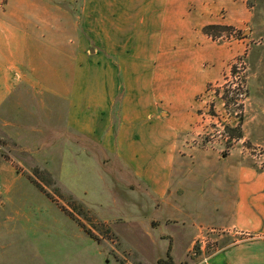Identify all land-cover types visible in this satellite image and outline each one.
<instances>
[{"label":"rangeland","instance_id":"1","mask_svg":"<svg viewBox=\"0 0 264 264\" xmlns=\"http://www.w3.org/2000/svg\"><path fill=\"white\" fill-rule=\"evenodd\" d=\"M38 1L54 14L41 77L0 107V264H156L169 247L177 264H208L241 240L163 216L116 143L145 106L148 132L172 133L179 158L236 151L264 171V0H196L173 39L157 3Z\"/></svg>","mask_w":264,"mask_h":264},{"label":"crops","instance_id":"2","mask_svg":"<svg viewBox=\"0 0 264 264\" xmlns=\"http://www.w3.org/2000/svg\"><path fill=\"white\" fill-rule=\"evenodd\" d=\"M144 1L148 8L158 4L170 39L182 29L189 30L194 22L196 0ZM213 3L200 0L199 4L205 8ZM48 9V3L38 0H0V107L9 103L22 82H31L29 74L41 77L39 43L43 32L54 24L53 11ZM44 65L49 68V61L44 59ZM145 111L143 106L133 119L125 116L116 148L152 187L161 214L176 217L186 212L194 216L190 226L198 230L221 229L243 236L213 253L208 264H264V171L236 151L218 155L209 149H194L190 160L179 158L173 144L170 150L166 147L167 141H174L172 133L164 129L148 132ZM194 238L191 235V244Z\"/></svg>","mask_w":264,"mask_h":264},{"label":"trees","instance_id":"3","mask_svg":"<svg viewBox=\"0 0 264 264\" xmlns=\"http://www.w3.org/2000/svg\"><path fill=\"white\" fill-rule=\"evenodd\" d=\"M219 28H222L221 25H207V26H204L203 27V32L205 34H211L212 30L213 29H219ZM238 137H240L241 135L238 134L237 135ZM36 186L38 187V189L41 191V192H44L48 197H50L49 194L46 193V191L43 189V187L39 184V183H36ZM51 198V197H50ZM88 233H90L89 231H87ZM171 248L169 247L167 252H166V256L165 257H162V258H159L157 260V263L156 264H177L173 257L171 256Z\"/></svg>","mask_w":264,"mask_h":264}]
</instances>
